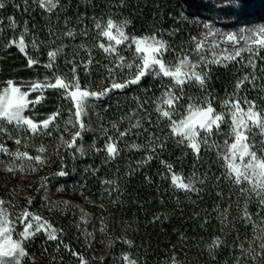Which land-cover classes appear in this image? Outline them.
Here are the masks:
<instances>
[{
    "label": "trees",
    "instance_id": "trees-1",
    "mask_svg": "<svg viewBox=\"0 0 264 264\" xmlns=\"http://www.w3.org/2000/svg\"><path fill=\"white\" fill-rule=\"evenodd\" d=\"M3 2L5 7L0 9V86L8 80L31 81L38 75L52 78L53 72L70 76L72 65L66 63V58H73L75 53H79L74 62L79 65L77 71L82 88L86 82L91 90L99 88L102 91L111 86L105 66L112 67L116 57L98 46L105 41L95 28L96 21L103 24L108 18L127 21L126 31L130 36L157 33L176 54L184 50L190 52L192 38L199 39L203 31L208 30L205 23L219 30L264 24V0H59L58 7L51 13L41 9L34 0H27V10L24 0ZM9 17L16 22L15 30L11 28ZM25 21L29 30L25 38L29 44L26 51L39 60L32 67L15 45L6 47L10 40L19 37ZM69 30L75 33L74 38L64 35ZM33 38L38 48L31 47ZM81 45L91 50L93 63L88 75L83 70V62L89 58L88 51ZM58 47H62V51L55 67L45 68L48 51ZM124 49L134 55L133 49L126 48V44L118 47L119 54H124ZM242 56L243 60L237 58L225 64L201 66L197 72L208 73L205 88L196 82L185 84L181 95L180 88L173 87L172 91L181 96L174 103V109L161 104L162 93L172 83V78L162 75L145 76L138 85L113 90L95 100L88 114L82 117L88 130L82 131L76 140V147L83 146V154L61 142V138L70 140L80 130L75 128L69 134V128H65L68 114L61 111L65 102L63 90L48 88L44 98L27 112L30 118L40 121L59 109L60 115L48 129L41 127L39 133L33 134L24 127L17 128L1 120L6 131L0 132V143L12 152L27 151L30 156L40 155L45 161L37 164L35 160H16L15 173L6 171L0 164V197L8 198L14 207L28 198L32 200V207L43 197L51 201L47 215L58 228L59 238L41 243L35 241L31 247L38 251L33 264H66V261L59 262V258L77 251L84 254L88 264H127L123 259L125 254L135 264H237L236 257L242 255L240 244L247 249L250 240H255L252 246L259 252L261 241L256 238L264 236V221L261 220L264 208L252 194L247 210L253 222L246 223L242 218L245 201L239 188L226 178L227 167L219 134L221 131L227 134L228 123L222 124L219 132L214 128L208 137L209 144H201L197 154L186 142L179 143L182 138L173 134L171 121L156 111L160 105L176 118L190 103L202 102L206 97L216 112L223 110L226 99L242 100L244 97L256 101L258 107L264 109V72H261L264 59L260 58L264 57V48L260 49L259 57L254 58L258 79L246 81L237 91V82L246 75L251 81L253 74V68L247 63L251 55ZM127 71L125 68L123 77L118 76L116 82L131 78L133 71ZM137 121L142 127L133 128ZM126 131L128 134L120 137L119 134ZM109 136L118 151L114 158L108 157L105 147L110 142ZM18 138L22 140L21 145L15 144ZM261 140L264 142V135ZM161 141L162 148L159 147ZM41 147L44 152L38 151ZM262 147L264 144L259 145V149ZM259 149L257 156L264 158V151ZM148 156L152 159L148 160ZM11 160L0 152V161L10 163ZM21 164L29 177L16 182L15 177L23 173L18 168ZM166 165H172V169ZM61 170L68 175H56ZM193 173L205 181L204 184L196 183L199 192L181 190L173 185V174L187 182ZM243 186L249 187L247 182ZM64 201L68 202L67 206L61 203L59 209L57 203ZM53 204L57 206L52 207ZM78 204H82L81 207ZM216 237L221 243L210 249ZM240 264L253 262L242 258Z\"/></svg>",
    "mask_w": 264,
    "mask_h": 264
},
{
    "label": "snow or ice",
    "instance_id": "snow-or-ice-1",
    "mask_svg": "<svg viewBox=\"0 0 264 264\" xmlns=\"http://www.w3.org/2000/svg\"><path fill=\"white\" fill-rule=\"evenodd\" d=\"M34 2L45 12H53L59 5V0H34ZM25 10H27V0H24ZM5 7L3 0H0V9ZM19 8V5H17ZM10 25L13 30L16 29L17 25L14 18L9 17ZM2 23V21H0ZM127 21L118 23L113 18H108L106 23H101L99 21L95 22V28L98 29V35L106 37L108 40L107 45L105 43H100L98 46L104 50L105 53L114 54L116 59L112 62L113 66H105L108 78L112 80L110 87H105L102 91L95 92L89 90V84L86 82L81 87L80 78L78 75V67L74 62L75 56L79 53H75L73 58H66V63L71 64L70 69L71 75L69 73H57L53 72L51 79L45 78L44 82L33 81L31 83L29 91H40L41 95L37 97L36 101H28L26 97L28 92H22L20 87L14 85L12 80L7 81V87L4 88L3 93H0V119L6 120L8 124L13 122L16 124L17 128L26 127V131H31L33 134H37L41 131V125L43 129H48L50 124L55 120L57 116L60 115V110L53 113L47 119L41 122V125L35 123L32 119L22 115L25 108L28 107L29 103H39L43 98V91L45 89H59L62 91V98L69 100L72 107L69 108V112L75 117V122L72 116L66 121V124H70L73 127L79 124L80 130L77 131L70 140H64L61 138L62 144L66 145L68 148H75L76 151L83 154V146L76 147V140L81 137L82 131H87V127L82 120V117L88 114L90 108V100H99L105 97L109 92L113 90H123L131 85H138L141 79L145 76H163L172 78V83L167 87V90L162 93L161 104L167 105L169 109H174V103L178 101L181 96L175 94L172 91L173 87H179L181 95L183 92V86L185 84H191L196 82L201 88H205L206 78L208 73L205 71L197 72V68L207 67L211 63L221 64L223 60H235L240 57L241 60L244 59L242 56L243 52L252 53V56L248 58V64L253 68V74L251 76V81H249V76H244L236 84L237 91L240 90L241 86L247 81H256L258 77L255 74L256 63L255 57H259V52L261 48H264V27L256 30H244L249 34H222L220 32H214L206 23L204 27L208 29L203 40H198L197 38H192L191 55L185 54L183 58L178 59V63L173 65L174 70L171 67L166 66L167 62L164 60V55L167 51L172 50L171 46L162 36L157 33H152L150 35L144 36H130L126 33ZM29 30L27 28V21H25V27L22 32H20L18 38L10 40L6 47H11L15 45L20 52L24 53L28 60V66L32 67L39 63L37 58L28 55L26 49L29 44L26 43V36H28ZM85 35L87 33H84ZM175 34V33H173ZM64 35L68 37L75 36L72 31H66ZM209 37H212L211 48H207L205 41ZM260 37V38H257ZM243 41V44L241 42ZM114 42V43H113ZM221 42L231 45V51L229 55L223 57V60L216 55V49L220 47ZM126 44L128 48L134 46V51L138 55V61L133 64H129L125 61V58L119 54L118 46ZM256 46V47H254ZM32 48H38L37 40L35 38L31 41ZM82 49L88 51L89 58L86 62H83V70L86 75L89 74V66L93 63L91 58V50L87 49L85 45L80 46ZM212 52V58L209 59L207 55L204 54L205 50ZM183 50V49H182ZM62 51V47H58L53 51H48V63L44 65L45 68L53 69L55 67V61ZM225 51H228L225 49ZM264 59V57H260ZM133 69L135 71L131 73V78L122 79V82H116V78L123 77V70ZM182 69H185L182 71ZM119 70V71H118ZM264 72V69H261ZM255 87V85H253ZM206 90V89H205ZM264 90V88H262ZM191 99V98H190ZM241 103L247 106V111L241 107ZM225 108H227V113L220 112L217 113L216 109L212 106L211 100L207 97L201 101H194L188 105V116L181 119L179 122L172 119V112L170 110H165L160 105H157L156 111L159 112L163 117L168 118L171 121L170 127L175 135H179L182 139L179 143L183 144L187 141V146L191 148L197 154L200 151L201 144L208 145L210 137L213 134V129L217 132L221 130V125L229 123L225 120V115L230 117L229 123V133L233 139V142L229 144V140H224V145L227 151L224 152L223 159L226 162L227 173L226 178L231 181L237 188H239L240 196L244 198V206L242 210V218L246 223L253 222V216L248 212V201L251 199V195L255 194L259 201V204L264 208V158L257 156L256 151L251 149L255 147V137L251 136L252 143H249L250 134H252L253 129H259L260 134L264 135V109L259 108L256 101L249 100L247 97L241 99L225 100L223 102ZM73 108L75 111L73 112ZM196 117H199L196 119ZM115 127V125H113ZM142 125L139 121L133 125V128H140ZM5 127L0 124V132H5ZM130 131V130H128ZM247 133V134H246ZM47 134H51L49 131ZM126 132H121L120 137L127 135ZM203 134V135H201ZM109 143H106L105 147L109 158H114L117 154V148L115 143L111 142L112 137H108ZM15 144L21 145L22 140L16 139ZM264 144V142H262ZM217 148L220 145H215ZM133 147H140L138 145H133ZM159 147H163V142L159 144ZM155 148L152 149L155 152ZM264 151V147L259 149ZM39 152H44L45 149L41 147L38 149ZM100 151V149H97ZM0 152L12 158L10 163L0 161L4 168L8 172H13L17 170L15 164L16 160H35L37 164H43L45 161L40 155L32 157L27 151H20L17 149L15 152L10 151L2 143H0ZM237 156L241 163L237 164ZM249 157L247 162H245V157ZM148 160L152 159V156L147 157ZM162 163H164L162 161ZM32 171H35V167L29 166ZM166 167L171 170L172 165H166ZM20 171H24V165L19 166ZM234 174V175H233ZM56 175L66 176L68 173L61 170ZM219 179V177L217 178ZM173 185L181 190L187 191H197L200 189L195 185L204 184V180L200 179L193 173L191 177L187 178V182L181 180L178 174H173L171 177ZM247 182L249 187H244L243 184ZM219 195V193H218ZM4 200H0V258L8 257L7 261L0 259V264H21L22 258H24L28 253L25 251L24 241L29 240L31 237L40 233L42 230L47 235L48 240L57 239V230L52 228V225L41 217L40 215L31 213L25 208L17 217V220L24 225V230L17 233L20 237L19 240H12L13 232L15 231V222L8 219V209L3 207L5 205ZM10 203V202H8ZM67 206L66 201L60 202ZM28 204H32L31 198H28ZM57 205L53 204L52 207ZM226 217V212L224 213ZM259 216V213L256 214ZM264 221V217H261ZM27 221V223H25ZM33 221L35 223H33ZM223 223V221H222ZM254 232L256 230V225H253ZM62 231V230H61ZM100 231H104L101 228ZM91 235V234H89ZM261 242L258 244L260 249L259 252L255 250L252 246L255 240L249 241V247L244 248L243 243L240 244L241 257H236L237 264H240L242 258L245 260H251L253 264L256 262H264V236L257 237ZM131 244V242H127ZM221 241L219 237H216L209 248L218 247ZM67 248V245H65ZM46 250V249H45ZM73 255H76L73 252ZM123 259L125 261L129 260L127 254L124 255ZM83 260V257H81ZM130 264H135V261H130Z\"/></svg>",
    "mask_w": 264,
    "mask_h": 264
},
{
    "label": "rangeland",
    "instance_id": "rangeland-1",
    "mask_svg": "<svg viewBox=\"0 0 264 264\" xmlns=\"http://www.w3.org/2000/svg\"><path fill=\"white\" fill-rule=\"evenodd\" d=\"M117 21V20H116ZM118 23H120V22H123V21H117ZM214 32H220V33H222V34H225V36L227 35V34H249V33H247V32H245L244 30H256V29H259V28H262V27H264V24H261V25H253V26H245V27H243V28H230L229 30H219V29H217V28H215V27H212V26H209ZM125 31H126V29H125ZM208 31V30H207ZM207 31H203V33L199 36V39L198 40H203L204 39V37H205V34L207 33ZM126 33H127V31H126ZM142 36H144V35H142ZM137 37H140V36H137ZM257 38H260V37H257ZM103 39H104V41H105V44L107 45V43H108V40H107V38L106 37H103ZM211 40H212V37H209L208 38V40L207 41H205V44L207 45V48H211ZM114 43V42H113ZM241 44H243V41L241 42ZM121 46V45H120ZM119 47V46H118ZM254 47H256V46H254ZM126 48H127V46H126ZM132 49H133V52H134V55H133V53H129V51H127V49H124V54L123 53H121L120 55L121 56H123L124 58H125V61L126 60H128V61H126L127 63H129V64H133L134 62H136V61H138V55L135 53V51H134V46L132 47ZM225 49H227L228 51H225ZM126 50V51H125ZM230 51H231V45H229V44H225V43H223V42H221V44H220V47L219 48H217L216 49V55L217 56H219L222 60H223V57L224 56H226V55H229L230 54ZM123 52V51H122ZM185 54H189V55H191V49H190V52H188L187 50H184L183 52H181V53H178V54H176V53H173L171 50L170 51H167L166 53H165V55H164V60L167 62V64H166V66H168V67H171L172 68V70H174V67H173V65L175 64V63H178V59L179 58H183V56L185 55ZM204 54L205 55H207L208 56V58L209 59H211L212 58V52H210V51H207V49L205 50V52H204ZM251 55L252 56V53H248V52H243L242 53V55ZM132 55V56H131ZM237 58H240V57H237ZM236 58V59H237ZM228 62H231V60H223V63H221V64H225V63H228ZM248 63V62H247ZM216 63H211L210 65L212 66V65H215ZM185 69H182V71H184ZM199 70V68H197L196 69V71H198ZM134 72L135 71V68H133V69H128V71L127 72ZM49 78V79H51V77H48V76H39L38 75V78H36V79H32L31 81H24V82H14V85L15 86H17V87H20V89H21V91L22 92H28V96L26 97V100H28V101H36V99H37V97L38 96H40L41 95V92L40 91H29V89H30V86H31V83L33 82V81H40V82H44L45 81V78ZM9 81V80H8ZM5 87H7V82L4 84V85H2V86H0V93H3V90H4V88ZM108 87H110V86H108ZM103 89V88H102ZM46 90L47 89H45L44 91H43V98H44V94H45V92H46ZM90 91H95V92H99V91H101V89H99V88H93V90H91V89H89ZM42 98V99H43ZM41 99V100H42ZM40 100V101H41ZM95 102V100H90V107L92 108L93 107V105L95 104L94 103ZM34 104H36V103H29L28 104V107L27 108H25L24 109V111H23V113H22V115L23 116H25V117H28V118H30L29 116H28V114H27V112H28V110H30L31 109V106L32 105H34ZM63 108L61 109V111H63V112H65L66 114H68L67 115V117H68V119H69V117L70 116H72V119H73V121L75 122V117L72 115V113H70L69 112V108L70 107H72V104H71V102L69 101V100H65V102L63 103V106H62ZM241 107L245 110V111H247V106L246 105H241ZM75 111V109L73 108V112ZM227 108H223V110L221 111V112H224V113H227ZM217 113H220L219 111H217ZM52 115V114H51ZM51 115H49V116H51ZM49 116H47L45 119H47ZM188 116V106L186 107V110H185V112H183L180 116H177L176 118H175V116L173 117V114H172V119L173 120H176L177 122H179L181 119H184V118H186ZM199 117H196V119H198ZM30 119H32L35 123H37L38 125H41V122L43 121V120H45V119H42V120H40V121H37V120H34L33 118H30ZM67 119V120H68ZM2 119H0V121H1ZM66 120V121H67ZM225 120H227V121H229V123H230V117H228L227 116V114L225 115ZM4 121H6V120H4ZM7 122V121H6ZM54 122V121H53ZM229 123H228V129L227 130H225L227 133H229ZM12 124H14L15 126H16V124L13 122ZM68 126H66L65 128H69L67 131H68V133L70 134V132H72L75 128H78L79 127V124L77 123L76 124V126L75 127H73L72 125H70V124H67ZM27 126H24V128H26ZM41 127H42V125H41ZM70 128H71V130H70ZM172 129V128H171ZM31 132V131H30ZM219 134H221V136H222V145H223V149H224V151H223V156H224V152L225 151H227V148H226V146L224 145V140L225 139H228L229 140V144L230 143H232L233 142V139L230 137V136H228L224 131H223V133H222V131L219 133ZM247 134V133H246ZM201 135H203V134H201ZM179 136V135H178ZM251 136H254L255 137V140H254V143H255V147L254 148H252L251 150L252 151H257V149H259V145H261L262 144V140H261V136L263 137V135H261L260 134V130L259 129H253V132H252V134H250V139H249V143H252L253 141H252V139H251ZM181 137V136H180ZM182 138V137H181ZM186 143H187V141H185ZM249 159V157H245V162H247V160ZM224 160V159H223ZM224 163L226 164V162H225V160H224ZM236 163L237 164H239V163H241V161L239 160V156H237V160H236ZM19 168V167H18ZM20 172H23V173H20V174H18V176H16L15 177V180H16V182L17 181H23L24 180V178H26V177H29V176H26V174H24L25 172L24 171H20ZM234 175V174H233ZM24 195V194H23ZM22 197V196H21ZM45 198V199H44ZM0 200H4L6 203H5V205L3 206V207H5V208H7L8 209V219L10 220V221H14L15 222V231L13 232V235H12V240H19L20 239V237L17 235V233H19V232H22L23 230H24V225L23 224H21L20 222H19V220H17V217L19 216V214L25 209V208H27V210L29 211V212H31V213H34V214H37V215H40L41 217H43L44 219H46L47 221H49V223L52 225V228H55L56 230H57V239L56 240H58V238H59V231H58V228L51 222V220H50V218H49V216L47 215V212H49L50 211V205H51V201L49 202L48 200H47V197H43V200H40V202H39V204H37V205H35L34 207H32V205H29L28 204V201H26L25 203H23V202H19L18 204H19V206L17 205V207H14V204L12 203V201H10L8 198H2V197H0ZM8 202H10V203H8ZM61 203H57V205H58V208L60 209L61 208V205H60ZM75 205V204H74ZM81 205L82 204H78V207H81ZM76 208H78L77 206H75ZM25 223H27V221H25ZM33 223H35L34 221H33ZM35 241H39L40 243L41 242H46V241H55V240H48L47 239V235L44 233V231L42 230L40 233H37L35 236H33V237H31L29 240H27V241H24V247H25V251L28 253V255H26L24 258H22V260H21V264H33V263H36L35 262V258L37 257L36 255H37V251H38V249H36V250H34L33 251V248L31 247L32 246V244L35 242ZM43 244V243H42ZM57 250L59 249L58 247L56 248ZM44 253V252H43ZM76 253V255H73V253H72V255H70V254H67V256H64V258H59V262L60 261H66V264H88L87 263V258H85L84 257V254L83 253H80V252H75ZM38 256H41V254H39L38 253ZM42 257V256H41ZM81 257H83V260H81ZM123 257H124V255H123ZM0 259H3V260H5V261H7L9 258L8 257H3V258H0ZM130 261H133L130 257H129V260L128 261H126V263L127 264H130Z\"/></svg>",
    "mask_w": 264,
    "mask_h": 264
}]
</instances>
